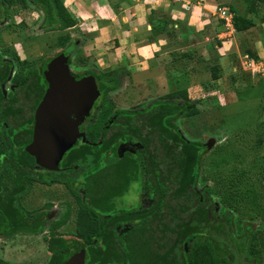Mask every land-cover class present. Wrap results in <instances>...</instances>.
Masks as SVG:
<instances>
[{
  "label": "rangeland",
  "instance_id": "rangeland-1",
  "mask_svg": "<svg viewBox=\"0 0 264 264\" xmlns=\"http://www.w3.org/2000/svg\"><path fill=\"white\" fill-rule=\"evenodd\" d=\"M218 1V6L231 3L240 13L247 6L245 0ZM63 2L70 11L76 1ZM2 10L0 55L12 62L11 77L23 73L26 68L40 66L72 45L67 54V72L75 81L87 75L122 71L117 87L108 93V98L115 104L113 116L121 109H135L171 92L154 71L143 75L136 67L129 68L126 62L110 65L103 61L99 54L100 43L96 44L94 34L83 31L86 24L78 22V18L72 27L50 31L39 4L14 0L10 5L3 3ZM249 16L255 22L253 38L261 41L264 48V5L258 3L256 11ZM65 35L69 37L63 42ZM218 39L213 38L210 42L208 56L211 59L188 62L187 71L170 87L173 90L189 87L188 95L198 101L199 112L194 116L172 117L169 124L187 141L207 147L201 154L196 190L200 192L208 187L217 211L232 212L235 229L246 224L254 229L253 250L258 256V264H264V49L260 57L262 65L246 68L244 55L252 52L259 56L250 43L244 41V35L234 32L224 42L219 39V44ZM214 72L219 78L213 77ZM11 77L6 80L7 91L12 86ZM102 100L101 96L91 113L80 118L83 129L98 114ZM120 149L140 153L132 140L120 145ZM37 170L48 169L39 165ZM139 193L140 182H132L129 190L116 198V204L137 205ZM82 198L73 182L69 185L34 183L21 197L20 207L29 217L45 214L43 226L39 231L27 229L0 235V256L5 252L12 260L15 255L16 258L21 256L15 260L16 264H49L51 243L61 239L78 241L75 221ZM141 198L145 204V196Z\"/></svg>",
  "mask_w": 264,
  "mask_h": 264
},
{
  "label": "trees",
  "instance_id": "trees-1",
  "mask_svg": "<svg viewBox=\"0 0 264 264\" xmlns=\"http://www.w3.org/2000/svg\"><path fill=\"white\" fill-rule=\"evenodd\" d=\"M31 1L44 10L49 30L76 24L63 0ZM245 2L247 6L241 13L228 4L234 13L235 31L255 26L249 14L256 11L258 3L264 5V0ZM68 37L63 36L62 41ZM7 71L8 66L6 75ZM121 74L120 69L92 74L103 100L96 117L85 126L88 141L67 151L59 166L63 171L38 172L40 182L68 185L72 181L83 190L75 235L85 243L86 264H258L252 246L254 229L249 224L235 229L232 212L217 211L210 189L205 187L200 193L195 189L201 154L207 147L187 141L169 124L172 117L196 115L198 101L191 99L184 87L135 109H121L113 116L115 104L108 93L117 87ZM213 77L219 78V74L214 72ZM45 88L40 67L36 86L39 98ZM129 137L143 144V161L129 154L112 160L111 151ZM142 166L150 205L142 209L114 208L112 198L125 192L132 180L140 179ZM22 187L11 170L0 178V230L31 225L16 199L25 189ZM44 215L38 216L33 228H42ZM124 222L134 225L119 233L117 227ZM50 246L54 261L61 264L67 241L61 239Z\"/></svg>",
  "mask_w": 264,
  "mask_h": 264
},
{
  "label": "crops",
  "instance_id": "crops-1",
  "mask_svg": "<svg viewBox=\"0 0 264 264\" xmlns=\"http://www.w3.org/2000/svg\"><path fill=\"white\" fill-rule=\"evenodd\" d=\"M75 1L69 9L78 22L86 24L83 31L94 34V43H100L103 61L110 65L126 62L143 75L154 71L166 82L167 91H174L170 87L187 71L188 62L211 59L210 42L223 29L216 14L218 0ZM253 29L234 32L244 35L259 56L252 57L262 62L264 48L253 38Z\"/></svg>",
  "mask_w": 264,
  "mask_h": 264
},
{
  "label": "flooded vegetation",
  "instance_id": "flooded-vegetation-1",
  "mask_svg": "<svg viewBox=\"0 0 264 264\" xmlns=\"http://www.w3.org/2000/svg\"><path fill=\"white\" fill-rule=\"evenodd\" d=\"M14 0H11L10 2L6 0H0V17L2 15V9H3V3L10 5ZM31 1V0H29ZM33 2V1H31ZM36 3V2H34ZM37 4V3H36ZM45 23V22H44ZM61 30V29H60ZM51 31V30H50ZM53 31V30H52ZM72 45H69L63 53L65 55L68 54V51L71 49ZM55 57V56H54ZM53 58V57H52ZM50 58V59H52ZM49 59V60H50ZM49 60H46L43 62L40 66H35L31 68H26L23 73H15L11 77L12 73V62L11 60H6L3 55H0V178L6 177L7 170H11L15 176L18 177L19 182L23 187H25L24 190L20 191L18 196H16V199L18 201L19 209L23 215L26 217V221L30 222L31 225L28 226H21L16 227L14 229L10 230H0V235L4 234H10L15 231L19 230H32V231H39L38 229L33 228L34 223L37 220L38 216L41 215H30L27 216L20 207V199L23 195L27 194L32 187L34 183H38V172L37 167L43 166L47 168L48 170H63L64 168L59 167L63 161V158L68 149L62 156L61 160L59 161L58 168L57 169H50L44 165H42L37 158L30 152L29 146L33 142V135H34V129L36 125V114H37V108L39 101L41 99V96L39 98V95L37 93V71H39V68L41 67L42 73L43 67L46 62ZM8 66V71L6 75V68ZM11 77V83L12 86L7 91L6 87V80ZM45 77V75H44ZM45 84L46 87L48 86L49 82L45 77ZM98 84V83H97ZM46 89V88H45ZM45 92V90H44ZM44 94V93H43ZM100 97V96H99ZM192 99V98H191ZM94 105V104H93ZM198 107V106H197ZM93 109V106L90 110V113ZM179 116V115H178ZM174 127V126H173ZM177 131L178 129L174 127ZM80 131L84 132L83 136L78 138L75 141V145L87 142V138L85 136V129L82 128V125H80ZM179 132V131H178ZM132 140L137 146L139 147V152L137 153L131 149L126 150H118V147L125 142ZM72 146V147H73ZM203 153V152H202ZM125 154L134 155L138 160L143 161V144L140 143L137 139L134 137L126 138V140L118 143L117 147L111 151L110 156L112 157V160L114 158H118L119 156H124ZM21 161V162H20ZM107 161V160H106ZM47 170V171H48ZM29 173V175H28ZM140 179L139 180H132L128 188L125 192H123L121 195L115 196L112 198L111 202L114 205V208L116 209H124V208H146L151 203V198L147 195V192L144 191V184H145V177L144 169L142 166V169L140 170ZM198 179V177H197ZM139 181L140 182V193H139V201L137 205L132 206H118L116 203V198L123 196L128 190L132 182ZM197 181V180H196ZM72 182V181H71ZM70 182V183H71ZM44 183V182H40ZM55 183V182H54ZM61 183V182H58ZM69 183V184H70ZM74 183V182H73ZM47 184V183H45ZM64 184V183H61ZM68 184V185H69ZM76 188L77 184L74 183ZM50 185V184H48ZM67 185V184H65ZM22 187V188H23ZM79 191H81L82 196L84 195L83 190L77 188ZM196 189V187H195ZM197 191V190H196ZM198 192V191H197ZM201 192V191H200ZM198 192V193H200ZM78 193V192H75ZM144 195L146 200L145 204L142 202L141 196ZM84 201V196L82 198ZM80 200V201H82ZM44 222V217H43ZM134 225V222L132 223H122L117 227V230L119 233H123L125 231H128L132 226ZM41 230V229H40ZM78 241H72L67 242L68 246L66 247V250L62 249L63 258L61 260V264L67 259L66 254L71 252L72 246L74 244L79 243L81 245V249L84 251V261L81 262L79 256L76 258V262L74 261V264H86V258H85V243L83 240L79 239L77 237ZM51 247V246H50ZM52 253L51 260L49 264H57L54 260V251L52 248L49 249ZM76 251V250H75ZM6 254V252H5ZM5 254L0 256V264H16V259H21V256L16 255L13 257L14 260L11 258L9 259ZM68 260V259H67ZM17 261V260H16ZM73 262V260L71 261Z\"/></svg>",
  "mask_w": 264,
  "mask_h": 264
},
{
  "label": "water",
  "instance_id": "water-1",
  "mask_svg": "<svg viewBox=\"0 0 264 264\" xmlns=\"http://www.w3.org/2000/svg\"><path fill=\"white\" fill-rule=\"evenodd\" d=\"M43 72L49 84L38 104L34 139L29 149L42 165L57 169L63 154L83 136L80 118L90 114L101 93L93 75L75 81L68 74L67 55L63 52L46 62ZM66 256L68 260L63 264H74L78 256L84 261L79 243Z\"/></svg>",
  "mask_w": 264,
  "mask_h": 264
},
{
  "label": "built area",
  "instance_id": "built-area-1",
  "mask_svg": "<svg viewBox=\"0 0 264 264\" xmlns=\"http://www.w3.org/2000/svg\"><path fill=\"white\" fill-rule=\"evenodd\" d=\"M216 13L220 20L222 21L223 29L219 33L218 37L221 42H224L228 39L231 34L235 31L234 24H233V17L234 13L229 9L228 6H218L216 8ZM249 55V54H248ZM247 54L244 55L245 60L243 61V65L246 68H250L251 66H255L254 68L259 67L262 65L263 61L256 60L253 57H249Z\"/></svg>",
  "mask_w": 264,
  "mask_h": 264
}]
</instances>
